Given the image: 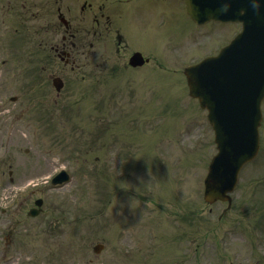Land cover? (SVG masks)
<instances>
[{"label": "rangeland", "instance_id": "rangeland-1", "mask_svg": "<svg viewBox=\"0 0 264 264\" xmlns=\"http://www.w3.org/2000/svg\"><path fill=\"white\" fill-rule=\"evenodd\" d=\"M65 3L66 0H60L61 5ZM159 12H163V8ZM164 14L169 12L164 10ZM167 18H177L180 29L172 32L181 40L187 38L183 12L177 17L171 12ZM171 29L168 25L157 28L153 45L161 37L164 41L168 39L165 37ZM205 36L221 40L218 34ZM192 39L178 41L189 55L182 60L181 57L153 54V47L144 49L154 55L156 63L163 62L164 68L151 63L136 72L121 67L112 73L102 71L101 64L105 69L107 62L94 59L96 45L92 52L76 55L80 68H75L74 72L69 69L60 72L65 87L56 95L49 80L60 65L53 64L54 59L50 57L53 54L48 50L50 43L56 42V0H0V59L7 58L6 66L0 70V202H6L12 195L22 198L20 200L37 196L44 200L42 212L37 217L26 215L28 205H23L22 211L10 214L12 217L0 214V264L9 255L16 261L14 264H39L47 259L56 263V241L66 238V234L56 237V228L64 230L67 228L65 222L81 213L99 214L105 209L108 197L112 202L107 206V221H83L73 225L72 255L61 251L68 264H77L89 257L92 262L104 264L101 257L90 250V246L100 240L101 230H108V245L112 250L108 251V264H117L118 260H132L137 264L132 255L122 256L118 251V233L121 224L125 223L124 226L130 227L127 235L142 231L152 235L156 227L151 230L143 227L153 222L148 219L149 215L157 219L153 223L161 225L159 241L154 242L158 246L152 263L161 260L162 264H228L229 261L264 264V240L260 236H264V222H255L264 213V176L261 175L264 152L257 164L249 165L241 173L234 191L236 205L226 214V223L237 217V224L250 238L247 246L237 235L227 237L224 244H216L218 232L213 235V230L209 229L215 227L214 215L209 214L208 206L200 202L203 178L215 147L205 112L199 110L196 100L188 97L187 88L182 84L183 77L177 72L181 65L210 50L205 45L199 53L196 46L192 53ZM18 43L31 51L18 50ZM41 52H44L41 60L44 69L41 80L36 81L34 74L41 63ZM112 53L116 58L110 60V65H122L126 60H122L117 52ZM28 54L33 59L24 67ZM90 60L100 63L97 74L91 72ZM20 67L25 70L18 74ZM13 95L17 96L16 101L9 100ZM150 159H155L158 171L147 167V174L143 176L140 169L147 166ZM63 166L71 177L64 186L53 189L45 183L36 194L16 192L27 180H41ZM147 180L149 185L158 188L165 182L170 184L162 189L144 187ZM132 190L145 198L137 196L139 200H134ZM175 196L177 200L194 204L190 207L200 210L199 215L192 216L191 221L173 217ZM148 199L152 203L142 204L141 200ZM238 200H248V203ZM212 207L217 211L221 205ZM163 212L168 217L165 218ZM9 220L19 229L14 231L12 246L5 248ZM176 220L181 222L180 229ZM164 224L171 231L187 232L201 247L196 250V243L188 238L187 249L184 244L178 245L171 254L174 245L168 239L171 246L165 242L167 251L164 250L160 246ZM254 233L260 237V244L254 241ZM206 234L212 241L211 246L205 243ZM142 248L144 251L149 245ZM126 249L131 250L130 247ZM27 255L32 259L28 260Z\"/></svg>", "mask_w": 264, "mask_h": 264}, {"label": "water", "instance_id": "water-1", "mask_svg": "<svg viewBox=\"0 0 264 264\" xmlns=\"http://www.w3.org/2000/svg\"><path fill=\"white\" fill-rule=\"evenodd\" d=\"M186 1L188 3L193 2L195 5L202 4L206 8H200V10H205L204 12L210 11L209 9L214 6L213 0ZM188 8L193 17H198V11L194 7L188 4ZM223 11V7L221 6L215 7L214 12L222 13ZM245 35L251 37L252 33L248 30ZM234 43L232 47L228 46L223 50L222 54L217 58L219 61L215 65L209 63L204 66L206 64L205 62L203 65L196 67L197 69L189 68L186 70L190 94L198 97L201 105L207 106L208 108V104L205 103L206 96L203 88H211L214 93V88L225 84L226 81H230L233 78V72V80L236 75L238 78V86L241 83V77L239 78V76H244V72H240V70H245V74L247 72V82L243 88L244 95H248L250 88L249 98L245 100L244 104H239L236 108L229 107V109L217 107L214 109L215 116H212L210 113L209 120L215 128L216 142L220 151L219 154L222 155L221 157L219 154L215 156L205 181L206 197L208 200H214L218 197L223 198V192L230 189L231 183L234 180L235 171L233 169L230 171L232 176L228 177L227 181L221 177V172L218 169H222L224 163L235 166L239 160H242L250 153H254L257 147V134L255 128L253 130V126L256 127L258 124L260 114L259 102L255 99L252 100L253 95L256 93L252 85L254 80L258 83L264 80V58L258 61L256 60L255 64L249 65L246 68V64L254 61L256 55L260 53L257 38H245L244 36L242 38H236ZM261 53L260 56H264V44H262ZM237 71L239 72L237 73ZM237 95L236 93V98H238ZM233 101L235 102V99ZM240 119L245 123L246 131L236 130L231 125L232 121L238 122ZM244 149L247 151V155L242 154ZM226 154H229L231 159H226ZM214 164L216 166L213 169Z\"/></svg>", "mask_w": 264, "mask_h": 264}, {"label": "flooded vegetation", "instance_id": "flooded-vegetation-1", "mask_svg": "<svg viewBox=\"0 0 264 264\" xmlns=\"http://www.w3.org/2000/svg\"><path fill=\"white\" fill-rule=\"evenodd\" d=\"M131 1L132 4L126 8L118 6L113 8L109 7L107 9H105L104 4L93 5L85 1L81 6V10L88 8L85 19V31L87 33V38L84 40L85 43L88 42L90 46L97 43H111V47H113L115 51H119L118 47H116L117 43L120 44V42L126 40V38H135V30L138 27L135 22L138 21L141 16L139 10L141 3L140 0ZM125 22H127L126 27H124ZM69 27L70 25H67V28L64 29L67 33L61 35V40L56 43L55 47L57 55L67 62L70 60L71 50L66 49V45H75L76 43L73 39L77 38L74 32H69ZM104 49L108 51V44L105 45ZM132 52L133 51H131V53ZM123 54H125V52Z\"/></svg>", "mask_w": 264, "mask_h": 264}, {"label": "clouds", "instance_id": "clouds-1", "mask_svg": "<svg viewBox=\"0 0 264 264\" xmlns=\"http://www.w3.org/2000/svg\"><path fill=\"white\" fill-rule=\"evenodd\" d=\"M231 0H225L223 3V10L227 11L230 7ZM251 6L253 9L260 11L262 7H264V3H262V0H250ZM241 13L245 11V9H240Z\"/></svg>", "mask_w": 264, "mask_h": 264}]
</instances>
